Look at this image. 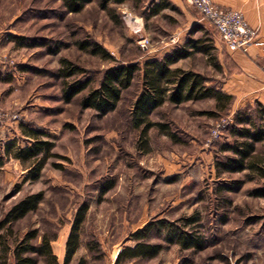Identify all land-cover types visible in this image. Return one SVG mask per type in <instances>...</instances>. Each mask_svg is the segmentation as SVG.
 <instances>
[{"label":"rangeland","instance_id":"1","mask_svg":"<svg viewBox=\"0 0 264 264\" xmlns=\"http://www.w3.org/2000/svg\"><path fill=\"white\" fill-rule=\"evenodd\" d=\"M152 3L164 5L163 0H144L140 5L110 4L105 10L102 0H94L83 12L70 14L60 0H0V152L15 139L21 147L30 144L22 136L24 124L47 133L58 156L38 181L29 179L28 170L14 158L0 167V224L25 197L44 195L36 212L0 229V244L10 249V264H15L14 248L34 230L54 239L53 254L64 264L60 250L85 203L89 213L82 243L70 264L85 258L88 264H115L116 253L135 247L132 235L160 220L183 226L190 217L201 218L199 231L207 240L203 251L168 245L164 233L156 230L149 232V239L166 245L160 256L128 264H264V198L251 196L264 179L249 181L247 172L220 177L216 165L231 155L221 148L233 142L235 115L255 108V100L234 97L225 112L218 111L212 99L181 106L167 103L152 121L169 126L172 136L153 128L149 151L141 149V138L131 124L141 77L124 92L117 111L106 117L82 110L79 99L64 101L59 76L64 58L85 70L77 80L89 78L97 86L117 64L143 66L202 38L211 40L214 55L196 53L176 67L203 74L210 85L227 93L232 66L215 48L221 38L212 24L188 2L187 8L170 5L158 15L152 14ZM93 41L114 59L80 49V43ZM228 118L232 122L214 139L212 130ZM258 149L264 155V143ZM242 179L248 181L242 189L223 192ZM40 241L32 243L38 246ZM30 256L37 264H47L43 257Z\"/></svg>","mask_w":264,"mask_h":264},{"label":"trees","instance_id":"2","mask_svg":"<svg viewBox=\"0 0 264 264\" xmlns=\"http://www.w3.org/2000/svg\"><path fill=\"white\" fill-rule=\"evenodd\" d=\"M60 1L68 13L77 14L83 12L85 7L94 0ZM127 2L140 5L144 0H102V8L106 10L110 9V4L120 6ZM152 7V14L158 15L164 9L170 8V4L152 3ZM79 47L81 50L100 56L105 60L114 59L112 54L97 42H82ZM214 51L209 38L194 39L188 41L187 45L179 50L167 54L163 59L146 61L143 66L138 62L117 64L104 73L97 86H94V81L89 78L77 80V77L83 75L85 70L64 58L61 60L59 74L64 82V101L71 103L79 99L82 110L96 111L99 117H106L117 111L123 100L124 92L131 89L137 78L141 77L142 88L131 107V124L139 133L141 149L149 151L148 137L153 128H158L162 133L172 136L169 126L152 121L153 114L167 103L181 106L188 102L212 99L220 112H225L232 107L234 97L210 85V80L203 74L176 67L180 61L188 59L196 53L209 57V55H214ZM255 106V108L249 107L246 110H240L235 115L230 131L233 142L226 143L221 148L224 154L230 153L231 155H227L216 163L218 176L247 172L249 181L255 180L256 177L264 179V155L259 153L258 149V145L264 143V105L256 100ZM22 136H25L30 144L21 147L16 139L9 141L0 152V167L9 158H14L28 170L29 179L38 181L45 166L50 160L58 157L53 152L55 144L48 139L47 133L43 130L34 129L24 124ZM246 182H248L246 179L236 180L223 188V192L239 191ZM251 196L264 198V185L251 191ZM43 198L44 195L41 192L25 197L7 213L8 215L0 224V229L36 212L43 202ZM88 211L89 205L86 203L77 211L67 240V257L64 264H70L81 247V236ZM200 221V217L186 218L182 221L183 226L164 220L158 221L156 225L132 235L131 239L136 241L135 247H125L118 254L115 264L157 259L166 245L163 243L154 244L150 241L149 232L156 230L161 234L164 233V239L168 245H178L182 251H203L207 246V240L199 231ZM38 239L41 240L40 245L32 243ZM53 242L54 239L40 235L39 230L26 233V236L12 252L15 264H37L38 259L30 256L31 254L43 257L47 264H59L58 257L53 254ZM9 253L10 249L5 244L3 246L0 244V264H10ZM77 264H88V260L80 259Z\"/></svg>","mask_w":264,"mask_h":264},{"label":"crops","instance_id":"3","mask_svg":"<svg viewBox=\"0 0 264 264\" xmlns=\"http://www.w3.org/2000/svg\"><path fill=\"white\" fill-rule=\"evenodd\" d=\"M213 1L221 8L242 11L250 27L258 33L257 42L247 54L240 50H234L224 41L219 40L216 42L215 48L221 50L222 55L225 53L232 66V73L225 85V89H227L228 94L238 99V101L247 97L255 101L257 100L264 105V0ZM163 2L175 5L176 7H188L186 0H163ZM67 243L66 241L64 249L60 250V256L65 255V260L67 257L65 246L67 248Z\"/></svg>","mask_w":264,"mask_h":264},{"label":"built area","instance_id":"4","mask_svg":"<svg viewBox=\"0 0 264 264\" xmlns=\"http://www.w3.org/2000/svg\"><path fill=\"white\" fill-rule=\"evenodd\" d=\"M190 6H194L202 17L209 21L220 35L222 41L234 50L249 53L251 47L257 42L258 33L250 27L244 13L240 10H228L216 5L213 0H187ZM146 45L143 44L144 48ZM232 122L230 118L222 121L212 130L211 136L218 139L221 129ZM118 255V254H117Z\"/></svg>","mask_w":264,"mask_h":264},{"label":"bare ground","instance_id":"5","mask_svg":"<svg viewBox=\"0 0 264 264\" xmlns=\"http://www.w3.org/2000/svg\"><path fill=\"white\" fill-rule=\"evenodd\" d=\"M116 255H117V253H116ZM118 256V255H117Z\"/></svg>","mask_w":264,"mask_h":264}]
</instances>
